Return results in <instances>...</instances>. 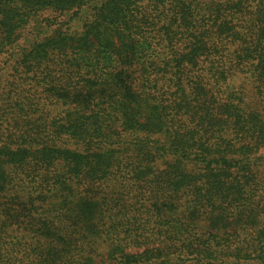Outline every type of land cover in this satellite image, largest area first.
<instances>
[{
	"label": "trees",
	"instance_id": "16d2710c",
	"mask_svg": "<svg viewBox=\"0 0 264 264\" xmlns=\"http://www.w3.org/2000/svg\"><path fill=\"white\" fill-rule=\"evenodd\" d=\"M0 264H264V0H0Z\"/></svg>",
	"mask_w": 264,
	"mask_h": 264
}]
</instances>
